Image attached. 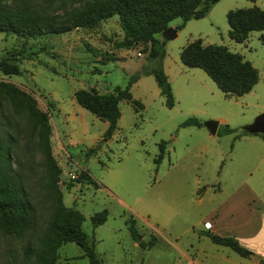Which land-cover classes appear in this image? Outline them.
Here are the masks:
<instances>
[{
  "label": "rangeland",
  "instance_id": "rangeland-1",
  "mask_svg": "<svg viewBox=\"0 0 264 264\" xmlns=\"http://www.w3.org/2000/svg\"><path fill=\"white\" fill-rule=\"evenodd\" d=\"M37 1L45 5L44 0ZM63 1L67 7H77L82 0ZM254 5L264 11V0H218L200 19L175 18L169 23L175 38L164 39L163 53L155 57L148 55L149 42L118 46L125 35L117 14L63 34L0 32V59L16 56L21 70L11 76L0 73V80L30 93L37 107L48 113L63 204L84 215L82 229L102 264H227L217 255L221 249L230 250L214 244L203 225L217 217L238 229L255 199L248 185L259 190L264 183V139L242 132L264 112V46L257 31L242 43L232 40L226 19L228 10ZM196 38L204 44L225 45L253 62L260 77L252 91L225 96L202 69L183 65L180 49ZM161 68L172 89L171 108L152 74ZM127 86L142 107L119 101L117 130L104 141L106 121L81 107L74 92L95 89L103 94ZM5 106L17 139L12 166L34 208L35 224L20 237L0 232V264L8 260L29 264L23 249L37 244L51 214V197L27 111L14 113L8 103ZM190 117L202 125L179 126ZM207 120L218 121L215 134L204 126ZM225 126L232 131L226 132ZM161 141L164 156L157 163ZM81 171L96 184L77 181ZM102 210L107 212L106 221L93 227L91 216ZM130 218L145 247L131 237ZM252 219L256 223L259 217ZM152 237L154 244L149 246ZM57 255L56 264H89L73 242L62 244Z\"/></svg>",
  "mask_w": 264,
  "mask_h": 264
},
{
  "label": "trees",
  "instance_id": "trees-1",
  "mask_svg": "<svg viewBox=\"0 0 264 264\" xmlns=\"http://www.w3.org/2000/svg\"><path fill=\"white\" fill-rule=\"evenodd\" d=\"M40 6L37 0H0V32L21 36H40L63 34L79 27H93L113 14L119 17L125 39L119 47H132L133 44L149 42L148 55L155 57L163 53L164 38L161 32L175 18L183 22L202 18L210 4L218 0H80L77 7H67L65 1L44 0ZM56 5L54 10L48 9ZM226 19L228 36L235 42H244L252 31L259 32L258 39L264 46V11L257 6L228 10ZM181 63L187 67L202 69L217 88L225 95H243L249 92L258 81L257 69L239 53L230 51L225 45L203 44L201 38L187 42L179 52ZM0 73L11 76L21 73L18 58L6 55L0 59ZM152 74L156 80L165 105L171 108L174 98L170 82L163 69H155ZM136 77H132L135 79ZM76 102L98 118L107 122L103 140H108L117 130L120 117L119 101L126 100L135 107L141 103L132 98L129 87H115L111 93H99L95 89H79L74 92ZM8 103L14 113L26 110L36 134V147L43 156L46 173V186L51 197V214L46 227L36 245L23 249L25 263L56 264L59 247L67 242L75 243L87 257L89 264H102L96 256L94 246L89 243L82 229L84 215L76 209L66 207L58 188L61 169L51 151V125L49 115L37 107L36 99L14 84L0 80V232L15 237L26 234L35 224V212L22 185L20 174L13 168L12 152L17 142L12 130L13 122L7 113ZM202 124L195 117L185 119L180 127ZM226 132L232 129L225 126ZM244 134H248L242 130ZM263 139L264 135L259 134ZM93 150V149H92ZM165 145L159 143V153L155 159L159 163L164 156ZM79 179L96 184L81 171ZM107 212L102 210L91 216L93 227L106 221ZM131 237L145 247L132 218L127 220ZM205 235L216 245L224 246L241 257L249 259L250 250L242 246L233 236H221L204 230ZM152 237L147 245L152 246ZM4 264H17L8 260Z\"/></svg>",
  "mask_w": 264,
  "mask_h": 264
},
{
  "label": "crops",
  "instance_id": "crops-1",
  "mask_svg": "<svg viewBox=\"0 0 264 264\" xmlns=\"http://www.w3.org/2000/svg\"><path fill=\"white\" fill-rule=\"evenodd\" d=\"M253 32V31H252ZM251 33V32H250ZM203 42V41H202ZM204 44V43H203ZM181 62V61H180ZM250 63L257 69L256 65L250 61ZM166 73V70H164ZM258 71V70H257ZM167 74V73H166ZM168 77V75H167ZM260 77V73L258 72V78ZM257 84V83H256ZM255 84V86H256ZM253 86V88L255 87ZM252 88V89H253ZM251 89V91H252ZM107 123V122H106ZM107 127V125H106ZM261 161H264V154L261 155ZM249 189L250 195L255 197V199H252V206H251V213L249 216L245 217L243 222H239L237 224V228H233L231 225L227 224L225 222H220L217 217L212 221L211 224H209V228H203L204 230L210 231L212 233H216L221 236H233L235 237L239 243L250 250L251 252L258 255L260 258H264V183L260 185L259 190H256L253 186L248 185L247 187ZM219 189V187H218ZM260 208H262V211H260ZM259 217V220L254 223L252 217ZM222 220V219H220ZM224 220V219H223ZM222 220V221H223ZM224 224V225H222ZM220 246V245H217ZM223 248H227L224 246H220ZM229 249V248H228ZM221 249L220 254L217 255L219 260L226 262L227 264H257L251 259H247L244 257L239 256L232 250L227 251ZM217 253L218 250L216 251ZM204 254L205 251H200V254ZM209 254H206V259ZM204 256V255H203ZM203 256L202 259H203ZM210 257V256H209ZM205 259V260H206ZM195 261L194 259H189V262ZM203 263V260H202ZM197 264V263H195Z\"/></svg>",
  "mask_w": 264,
  "mask_h": 264
},
{
  "label": "water",
  "instance_id": "water-1",
  "mask_svg": "<svg viewBox=\"0 0 264 264\" xmlns=\"http://www.w3.org/2000/svg\"><path fill=\"white\" fill-rule=\"evenodd\" d=\"M176 32L175 30L168 26L161 32V37L165 40H170L175 38ZM204 126L208 129L211 134L216 133V129L218 126L217 120H207L204 122ZM242 130L246 131L248 134H262L264 135V112L259 113L251 123L246 124L242 127ZM249 259L254 261L257 264H264V258H260L255 253L251 252L248 255Z\"/></svg>",
  "mask_w": 264,
  "mask_h": 264
},
{
  "label": "built area",
  "instance_id": "built-area-1",
  "mask_svg": "<svg viewBox=\"0 0 264 264\" xmlns=\"http://www.w3.org/2000/svg\"><path fill=\"white\" fill-rule=\"evenodd\" d=\"M139 55H140V53L138 52L137 53V56H139ZM204 228H207L208 229L209 228V224L208 223H204Z\"/></svg>",
  "mask_w": 264,
  "mask_h": 264
}]
</instances>
